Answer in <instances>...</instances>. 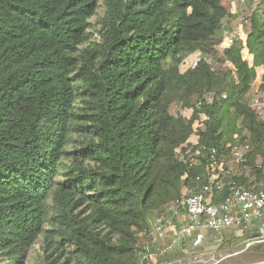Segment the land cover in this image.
<instances>
[{
    "label": "trees",
    "instance_id": "trees-1",
    "mask_svg": "<svg viewBox=\"0 0 264 264\" xmlns=\"http://www.w3.org/2000/svg\"><path fill=\"white\" fill-rule=\"evenodd\" d=\"M223 1L105 0L95 25L101 0H0V264H29L39 242L40 264H142L150 223L206 182L207 160L189 167L179 148L228 154L248 136L264 160L250 107L257 80L264 96V0L224 51Z\"/></svg>",
    "mask_w": 264,
    "mask_h": 264
},
{
    "label": "built area",
    "instance_id": "built-area-1",
    "mask_svg": "<svg viewBox=\"0 0 264 264\" xmlns=\"http://www.w3.org/2000/svg\"><path fill=\"white\" fill-rule=\"evenodd\" d=\"M239 36L246 39L247 32H240ZM235 39V35L228 32L220 49L224 51L231 47ZM200 55L197 52L190 55L184 60L183 66L195 65L201 59ZM260 83L259 80L254 83L256 89L250 107L263 119L264 96L259 92ZM221 97L226 98L227 95L223 93ZM214 99L215 94L207 93L197 100V105L212 103ZM182 114L190 118L193 111L184 109ZM204 127V123H195V131ZM184 146L178 149L177 157L189 167L201 164L203 159L207 160L206 182L200 183L202 175L199 174L196 177L197 184L185 187L186 193H182L163 215L150 223L144 236L146 242L139 252L140 262L150 264L155 256L152 252L155 244L163 256L188 243L193 250L201 249L207 244L209 233L217 236L218 246L223 243L226 232L243 243L241 251L229 256L263 245L264 178L259 173L264 175V160L259 157L254 163L250 161L253 147L251 139L247 136L236 141L228 154L219 153L217 147L202 143L200 139H194L190 145ZM186 178L187 175L183 176V179ZM223 189L227 190V194L219 198Z\"/></svg>",
    "mask_w": 264,
    "mask_h": 264
},
{
    "label": "rangeland",
    "instance_id": "rangeland-1",
    "mask_svg": "<svg viewBox=\"0 0 264 264\" xmlns=\"http://www.w3.org/2000/svg\"><path fill=\"white\" fill-rule=\"evenodd\" d=\"M104 2L105 0H101V7L99 9V16H95L91 19L93 24H98L100 15L104 14ZM235 2V4L233 3ZM227 10L232 13L231 19L226 23V26L223 31V35L228 32L233 35H239L240 32H249L251 23L249 17L251 16L253 9L259 7V0H252L249 2L248 0H224L223 1ZM224 39V38H223ZM201 53V52H197ZM201 57V55H200ZM208 62L213 67H219L215 61L211 58L207 59ZM223 68H226L227 65H222ZM189 66H181V70L184 71L188 69ZM256 86L254 85V91ZM185 108L181 107L179 104H174L172 106V113L175 115L182 114V111ZM186 193V189H184L183 193ZM169 236L172 233H168ZM214 237L212 234L208 236L207 244H205L201 249H192L190 244H186L185 247H178L173 252L167 253L166 255H162L159 252L158 245H153L152 252L155 256H153L150 264H168L172 262L174 264H261L264 263V253L262 250H256L255 247L250 248L249 250L242 252L237 255H232L236 252H239L243 249L244 245L240 240L235 239L232 236L224 235L223 243L218 246V244L214 243ZM146 241L142 239L140 242V246L144 244ZM43 248H41V242L35 244L29 251L27 256V261L29 264H40L42 261ZM175 254V256H174ZM174 256V257H173ZM229 256V257H227ZM196 257V258H195ZM227 257V258H226ZM167 260H166V259ZM11 264V263H5ZM15 264V263H12Z\"/></svg>",
    "mask_w": 264,
    "mask_h": 264
},
{
    "label": "crops",
    "instance_id": "crops-1",
    "mask_svg": "<svg viewBox=\"0 0 264 264\" xmlns=\"http://www.w3.org/2000/svg\"><path fill=\"white\" fill-rule=\"evenodd\" d=\"M210 234H212V233H209V235H210ZM229 234H230V233H228V232L225 233V235H227V236H230ZM209 235H208V236H209ZM212 235H213V234H212ZM213 237H214V239H213V240H214V243H215V242L218 243V241H217V240H218L217 236H214V235H213Z\"/></svg>",
    "mask_w": 264,
    "mask_h": 264
},
{
    "label": "bare ground",
    "instance_id": "bare-ground-1",
    "mask_svg": "<svg viewBox=\"0 0 264 264\" xmlns=\"http://www.w3.org/2000/svg\"><path fill=\"white\" fill-rule=\"evenodd\" d=\"M261 264H264V263H261Z\"/></svg>",
    "mask_w": 264,
    "mask_h": 264
}]
</instances>
